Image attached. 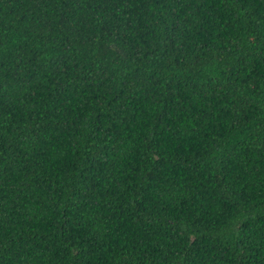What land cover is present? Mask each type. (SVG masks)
<instances>
[{
    "label": "trees",
    "instance_id": "trees-1",
    "mask_svg": "<svg viewBox=\"0 0 264 264\" xmlns=\"http://www.w3.org/2000/svg\"><path fill=\"white\" fill-rule=\"evenodd\" d=\"M0 264H264V0H0Z\"/></svg>",
    "mask_w": 264,
    "mask_h": 264
}]
</instances>
